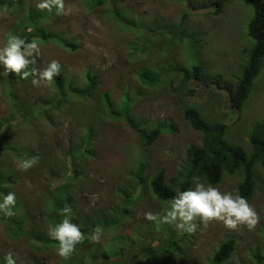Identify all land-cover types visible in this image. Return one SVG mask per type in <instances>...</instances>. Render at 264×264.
I'll use <instances>...</instances> for the list:
<instances>
[{"label":"rangeland","instance_id":"rangeland-1","mask_svg":"<svg viewBox=\"0 0 264 264\" xmlns=\"http://www.w3.org/2000/svg\"><path fill=\"white\" fill-rule=\"evenodd\" d=\"M19 1L13 13L0 6V47L29 10L36 17L42 12V27L78 47L72 50L55 40L37 43L35 68L42 70L56 60L77 87L85 84L88 71L96 73L98 88L88 98L72 97L57 108L48 101L55 93L53 80L33 85L32 78L12 81L11 72L0 77V125L17 112L21 115L10 92L20 108L47 111L15 131L7 129L0 140L36 158L24 170L17 149L2 157V169L14 177L5 181L6 189L21 202L18 216L24 223L16 229L0 220V264L9 252L16 264H212L213 253L228 238L236 247L224 264H255V254L264 246L260 163L255 190L247 199L258 217L251 230L244 225L228 229L215 220L203 227L197 221V230L189 234L144 218L146 212L162 214L170 204L153 193L151 178L164 169L169 180L186 148L200 141L183 117L184 107L193 104L209 121L227 123V139L250 149L249 133L264 120V59L241 111L230 108L223 84H235L241 75L252 45L246 26L254 7L245 0H222L221 11L215 13V0H64L68 14L56 15L54 10L37 11V0ZM196 61L202 66L201 78L181 79ZM143 69L156 71L161 80L141 83L138 72ZM157 126L162 134L146 143L142 134ZM141 161L145 175L140 181L135 171ZM241 179L237 172L215 185L203 178L198 182L235 194ZM63 183L72 195L71 219L85 234L67 259L56 255L58 242L42 240L53 225L49 208L54 188ZM97 226L99 242H91L87 236Z\"/></svg>","mask_w":264,"mask_h":264},{"label":"trees","instance_id":"trees-1","mask_svg":"<svg viewBox=\"0 0 264 264\" xmlns=\"http://www.w3.org/2000/svg\"><path fill=\"white\" fill-rule=\"evenodd\" d=\"M103 0H97L100 4ZM250 3L253 9V15L247 23V35L252 40V45L246 61L242 68L241 75L238 77L235 84H223L224 88L228 90V99L230 102V108L241 111L245 105L247 98L249 97L255 79L258 77L264 59V0H245ZM14 4H13V3ZM95 3V4H97ZM13 4V5H12ZM214 5L215 13H219L222 9V0H215L212 2ZM12 5V6H11ZM1 7H9L8 9L13 13L20 7L19 0H0ZM44 14L41 12L38 17L29 10L23 20H20L16 26V29L11 33L18 35L25 39L26 42L36 40L37 43H41L48 40L58 41L60 45L76 50L78 45L70 40H67L63 36L53 34L47 31L46 28L40 25ZM40 21V22H39ZM21 28V31L19 29ZM34 65H28L31 69ZM23 71V69H22ZM13 74V73H12ZM156 71L143 69L138 72V79L143 84H155L161 80ZM202 75L201 63L193 62L192 70H184L181 79L189 81V78L200 79ZM32 78L30 75L27 79ZM86 81L83 86L77 87L73 81L66 79L63 69L60 67L59 75L53 77V84L55 93L50 97L49 102H56L59 108L63 103L69 102L72 97L88 98L98 88V75L96 73L88 71L86 73ZM12 81L19 82L21 79L18 75H12ZM216 82H220L217 80ZM215 82V84H216ZM173 83V82H171ZM217 86V85H216ZM215 88V85L214 87ZM219 89V88H215ZM214 94L217 92L213 91ZM11 99L17 103L18 111L21 115H13V119L9 122L7 119L2 120L0 125V140L7 132V129L15 131V127H21L20 124H29L38 117V115H47V111H43L40 108H35L32 111L20 108L16 95L14 92H10ZM108 103L109 98L106 97ZM23 110V112H21ZM183 117L191 128L199 133L200 141L195 144L189 145L185 150V158L180 164L177 172L167 180L164 169H159L150 180V185L153 193L156 197L165 202H171L173 196L178 195L179 192L185 189L191 188L193 183V177L203 178L207 183L211 185L218 184L222 181L225 175H233L237 172H241L242 179L238 184L237 192L240 196L246 200L249 199L256 186L255 167L260 163L264 168V120L258 121L252 127L249 133L250 149L247 151L243 146L231 143L227 137L228 124L223 121H209L206 119L201 110L193 104L183 108ZM17 120V121H15ZM161 127L157 126L142 134L143 140L150 144L156 140L162 134ZM0 142V194H7L5 181H9L14 178L12 175H8L3 169L2 157L8 150H18L16 158L26 160L33 158L28 156V151L23 150L21 147L15 148L12 144L3 146ZM30 151V150H29ZM20 152V153H19ZM73 157L74 155L71 154ZM74 168L75 174H80L78 168ZM145 175V163L139 162L135 171V177L137 180L144 179ZM67 184L63 183L57 185L53 191V198L50 200V219L53 221V225L60 222L63 218L60 210L72 202V195L68 193ZM63 190V196L58 195ZM57 191L58 194L55 192ZM21 202L16 200L15 205L12 207L14 215L10 217H4L0 214V220L7 221L12 227L23 226V219L18 216L21 210ZM79 226L83 233V226L76 220H72ZM84 224V223H83ZM21 229V228H20ZM46 243L50 240L48 237H43ZM82 242V241H81ZM80 242V243H81ZM78 243V244H80ZM76 244V245H78ZM174 245V244H172ZM236 247V241L233 238L224 240L218 248L215 250L212 256V264H224L233 254ZM256 263L264 264V246L261 252L255 254ZM3 264V263H2Z\"/></svg>","mask_w":264,"mask_h":264},{"label":"clouds","instance_id":"clouds-1","mask_svg":"<svg viewBox=\"0 0 264 264\" xmlns=\"http://www.w3.org/2000/svg\"><path fill=\"white\" fill-rule=\"evenodd\" d=\"M37 11H55L56 15H67L68 10L64 7V0H37L35 4ZM36 40L26 42L24 38L11 32L5 34L3 46L0 47V77L8 76L9 72L18 75L21 79L32 76L31 83L36 85L39 82L51 83L54 76L59 75L60 64L56 60L50 61L45 68H28V65L36 64V56L39 55ZM30 58V59H29ZM23 69V71H22ZM37 77L39 79H37ZM36 158L21 160L20 167L24 170L33 166ZM194 187L185 189L173 196L168 208L162 214L146 212L144 218L152 221L157 227L161 224L174 226L183 233H193L199 225L207 227L213 220L221 222L228 229H235L237 225H244L249 230L253 229L258 222L255 210L248 204L247 200L235 194L221 193L216 187L208 185L205 187L193 177ZM15 194L8 192L0 194V214L4 217L14 215L12 207L15 205ZM62 219L59 223L49 226L46 233L49 240L58 242L55 248L56 255L67 259L73 252L76 244L84 238L79 226L71 222L72 209L65 205L61 210ZM101 228L92 229L87 238L91 242H99ZM3 264H16L12 253H6L3 257Z\"/></svg>","mask_w":264,"mask_h":264}]
</instances>
